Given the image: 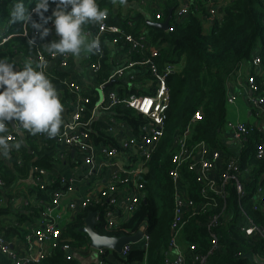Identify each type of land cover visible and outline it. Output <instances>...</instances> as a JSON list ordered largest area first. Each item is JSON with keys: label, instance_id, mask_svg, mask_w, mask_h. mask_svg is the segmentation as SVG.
I'll list each match as a JSON object with an SVG mask.
<instances>
[{"label": "trees", "instance_id": "obj_1", "mask_svg": "<svg viewBox=\"0 0 264 264\" xmlns=\"http://www.w3.org/2000/svg\"><path fill=\"white\" fill-rule=\"evenodd\" d=\"M131 1L133 0H123L128 3ZM14 2L15 0H0V23L8 24L6 33L0 36V58L15 63L14 67H17L26 56L34 55L36 48L30 46L23 36L25 29L31 33L29 26L10 21ZM192 2V10L183 19L178 20L174 17V11L179 0H158L162 12L160 19L155 17L156 9L153 8L152 11L150 10L152 13L150 19L140 13L135 25L130 27L127 19L113 13L112 1L97 0L99 8H107L110 23L119 25L125 35L138 36L144 31L150 47L160 48V56L156 59L159 69L168 63L175 65L174 72L166 78L169 105L163 135L156 143L150 160L144 162L145 171L142 174L144 199L135 212L120 220L115 227L106 229L103 222H98L95 227L102 235L120 237L135 234L145 226L149 236L147 250L140 244L135 245L125 258L112 252L113 257L121 264H166L165 252L169 250L170 226L175 207V188L169 176V170L173 166L172 154L175 150L173 143L175 137L187 127L190 128V143L206 142L210 148L222 153L224 161L232 155L239 157L241 178L247 191L246 196L239 200L234 187L230 184L227 186L228 195L225 203L217 199V206H210L205 212L194 215L186 212V224L181 229L179 245L187 264H193L194 254H206L210 250L211 242L206 223L210 214L215 210H221L223 206L225 207L222 224L216 229L219 248L208 257L206 264L264 263V238L258 232L248 235L242 230V227L247 226L248 219H252L259 227L264 228V207L259 201L261 198L256 194L258 186H264V157L257 158L254 151L255 141L260 139L261 131L247 124L248 128L252 129L251 133L247 142L238 145L237 150L227 141L228 80L231 75L235 76L240 72L242 63L252 65L256 56L261 57V66L264 65V0H192ZM24 4L31 12L35 0H24ZM210 4L218 6L222 18L213 21L209 24V28H206L205 16L208 15ZM53 7L54 4L50 3L46 15L51 14ZM171 9H173V18L168 30L152 25L153 22L164 21ZM32 15L33 19H38L34 13ZM8 35L12 36L3 42V37ZM115 37L118 35L107 33L102 41L103 53L100 58L102 68L96 77L97 82L104 81L116 67L112 52L114 46L112 41ZM258 39L260 44L257 48ZM118 44L123 46V40H119ZM124 50L126 48L122 51ZM148 54V50H139L130 54L128 58L141 60ZM143 74L144 79L151 78L148 72L144 71ZM45 75L51 80L56 91H63L66 95L67 89L62 83L63 76L51 72ZM250 75H255L261 86L260 91L264 93V86L261 84L264 76L256 75L254 68L251 69ZM124 83L125 79L110 85L121 84L119 87L121 97L141 94L137 88L126 90L122 86ZM90 100L89 106L92 107L98 100L94 92ZM64 101L68 102L67 96ZM200 108L201 119L191 122L194 112ZM109 114L118 121L126 122L135 134L145 122L144 117L134 109L122 105L112 108ZM91 127L93 139L97 143L104 141L111 146L118 145L106 132L109 127L107 122L95 120L91 122ZM14 134L17 136L16 143H19L20 147L18 149L14 147L6 156L0 155V179L6 189L5 191L0 189V199H6L0 203V234H3L7 240L23 239L27 232L26 222H34L38 219L43 207L40 202H48L51 198L47 192H42L37 185L31 183L27 187L26 194L15 192L14 201L11 190L30 177L53 174L57 160L55 152L58 148L55 139H50L43 133L30 135L24 130L25 145L19 135L15 132ZM183 175L189 198L194 204L206 202L207 200L200 196L202 186L193 180L192 173L183 169ZM22 199L32 203L25 207L21 202V205H18ZM93 211L101 212L103 207L92 205L74 213L73 220L62 228V243H69L78 249L90 247L88 235L80 229L85 225L89 213ZM5 217H13V221L6 222ZM191 246L195 248L192 249ZM107 252L111 251H105L102 264H115L106 257ZM0 264H10V261L0 254ZM29 264H77V260H67L60 249H55L42 261Z\"/></svg>", "mask_w": 264, "mask_h": 264}, {"label": "built area", "instance_id": "obj_2", "mask_svg": "<svg viewBox=\"0 0 264 264\" xmlns=\"http://www.w3.org/2000/svg\"><path fill=\"white\" fill-rule=\"evenodd\" d=\"M158 7L155 8V17L160 19L162 12ZM192 8V0H179L174 17L181 20ZM102 10L106 13L102 22L82 25V31L88 40L98 38L100 42L99 50L92 53L87 52L85 57L91 85L84 88L70 73V54L65 56L50 55L46 51L44 43L50 41L46 38L44 40L37 38L36 44L32 45L36 48V53L26 56L19 66L22 68L26 61H30L34 68L37 64L42 65L40 70L44 73L51 72L63 76L62 83L67 89L65 96L68 97V111L61 114L62 125L54 138L58 144L55 153L56 162H69L72 168L67 175L53 173L45 174L44 177H33L35 185L42 192H47L51 198L48 202H40L43 204L40 215L34 222L29 221L31 224L26 225L27 232L23 239L7 240L3 234H0V254L5 256L10 264L38 263L55 249H60L67 260H73L76 252L81 249L75 248L69 243H62V228L67 222L73 220L77 210L92 205L102 206L103 211L97 212L96 221L97 223L103 222L106 229H111L120 220L135 212L144 199V184L142 182V174L145 171L144 162L150 160L156 143L163 135L169 105V88L166 78L174 72L175 65L168 63L159 69L156 59L160 56V48L150 47L144 31L138 36L125 35L119 25L110 23L108 11ZM221 18L218 6L210 4L208 15L205 16L207 24L219 21ZM127 23L130 27L135 25L130 21ZM48 26L51 28L50 23ZM107 33L118 35L113 39L112 44L121 50L126 48L123 51L124 60L118 63V66L110 72L104 81L97 82L96 77L102 68L100 60L103 53L102 41ZM33 35L32 30L31 33L26 29L23 32L27 41ZM11 36L3 37L2 41H7ZM119 40H123V46H119ZM139 50H148V56L141 60L128 58L130 54ZM261 64V57H254L252 65L258 67ZM144 71L150 74V79H144ZM124 79L125 83L122 86L126 90L131 91L133 88H137L141 94L121 97L119 88L121 84L119 86L110 84L118 83ZM246 82L251 93L249 103L257 111V115L264 117V96L262 95L264 93L260 91V84L255 75L248 76ZM261 84L264 86V80ZM93 92L98 100L90 107V96ZM235 99L236 96H228L227 103L233 104ZM117 105L132 108L144 117L145 122L140 125L138 133L135 134L126 122L118 121L109 114L110 110ZM201 116L200 108L194 112L191 122L201 119ZM95 120H102L109 124L106 132L109 137L115 139L117 146L105 144L104 141L97 143L93 139L91 122ZM15 126L16 129L19 128V125L15 124ZM6 129V139L10 145L15 144L17 142L15 131L10 128L8 123ZM251 130L243 122H228L227 138L241 146L247 142ZM189 138L190 128L187 127L175 137L173 143L175 150L172 154L173 166L169 170V176L175 188V207L170 226L169 250L165 252L166 264H187L184 252L179 245L180 232L186 224V212H191L193 215L205 212L210 206H217V199L225 203L228 195L227 186L230 184L234 187L239 200L247 194L241 178L242 172H240L238 156L232 155L227 161H224L219 150L210 148L204 141L190 143ZM256 143V157L263 158L264 131H261V137ZM13 149L14 147L9 151ZM183 169L192 173L193 180L202 186L200 196L206 199V202L198 205L189 198L187 187L183 182ZM95 181H97L96 184L89 189L90 194L86 193L80 198L69 197L77 192L81 185L90 187L91 183ZM0 189L6 190L1 179ZM13 191L12 201L16 198ZM256 194L261 198L259 201L264 207V186H258ZM5 200V198L0 199V203ZM20 202L24 207L32 203L27 199L20 200L19 205H21ZM224 207L210 214L206 223L211 242L210 250L206 254H194L193 264H206L208 257L219 248L216 229L222 224ZM242 230L248 235L258 232L264 238V228L259 227L252 219H248L247 226L242 227ZM139 244L147 250L149 236L146 231ZM135 245L138 243L124 245L119 255L122 258L127 257ZM191 248L195 247L191 246ZM98 252L103 256L105 250L100 249ZM102 262L103 260L100 258L98 264H102Z\"/></svg>", "mask_w": 264, "mask_h": 264}, {"label": "clouds", "instance_id": "obj_3", "mask_svg": "<svg viewBox=\"0 0 264 264\" xmlns=\"http://www.w3.org/2000/svg\"><path fill=\"white\" fill-rule=\"evenodd\" d=\"M113 4L117 0H112ZM54 4L50 15H46L49 6ZM123 3V0H120ZM35 14L38 19H33ZM105 11L99 8L97 0H35L31 12L24 0H15L10 12L12 23L21 22L32 30L34 35L28 38V44H36L37 38L44 40L54 30L56 39L44 43L50 55H71L79 57L82 51H98V38L87 39L82 25L99 24L105 18ZM51 24V28L48 26ZM4 35V34H3ZM16 64L0 58V155H7L10 148H19L20 144L10 145L6 139V124L18 123L19 127L30 135L46 134L55 138L62 125L63 105L51 80L32 62L16 69Z\"/></svg>", "mask_w": 264, "mask_h": 264}, {"label": "crops", "instance_id": "obj_4", "mask_svg": "<svg viewBox=\"0 0 264 264\" xmlns=\"http://www.w3.org/2000/svg\"><path fill=\"white\" fill-rule=\"evenodd\" d=\"M109 1H112V0H109ZM148 2H152L153 5L156 4L155 5L156 9L159 6L157 5L158 3L156 0H133L130 3L128 2L120 3V1L117 0L115 4H113L112 2V11L114 14H120V17H122L123 19H127L128 21L133 22L135 24V22L138 19V14L140 13H142L148 19L152 17L151 16L152 13L150 12V9L147 8V6H149ZM104 9L108 11L107 8H104ZM45 38L52 40V39H56L57 37L55 36L54 30H53V31H50L48 37H45ZM112 52H113L114 64L115 66H118V63L124 60V53L117 46H112ZM86 55H87V51H82L79 57L71 56V62H70V70H71L70 73L77 79V81L84 88L92 84L91 79L88 75V69L86 68V65H85ZM17 59L19 60V57ZM240 68H241L240 72L237 73V75L235 76L231 75L228 80V83H229L228 85L229 95L228 96L235 94L236 99L233 104H230L231 109L229 111L227 110V123L234 122V121H240L245 124H248L249 126L257 127L259 131L263 132L264 131V117L257 115V111L254 110L252 105L249 103V96L251 95V93L249 92L247 88L246 79L249 76V73L252 68H254L256 75L264 76V65L254 67L250 63H242ZM57 95H58V98L60 99L61 104L63 105V111L61 114H65L66 111H68L67 102L65 103L64 101L65 92L57 91ZM8 124L10 128L12 129L10 122H8ZM14 124L18 125V123H14ZM19 130H22L24 132V129L22 128H20ZM227 141L229 142L230 145L233 146L234 149L236 150L238 149V145L236 143H233L229 138H227ZM256 142L257 141H255V143ZM233 152H236V151H233ZM71 168L72 166H71V163L69 162L67 163L56 162L53 173L67 175L70 173ZM96 182L97 181H95L94 183H91L90 187L86 185L85 186L81 185L79 190L71 194L69 197L80 198L86 193L90 194L91 191L89 189H91L96 184ZM30 183L32 185L35 184L33 177H30L24 182L18 183L16 186L17 188L15 187L16 188L15 190L13 188L11 192L14 190L13 192H17L21 195L26 194L27 187H29L28 185ZM4 221L12 222L13 220L10 219L9 217H5ZM29 224L31 223L27 221L26 225L28 226ZM144 233L145 231L143 232V236H144ZM139 242L137 243L139 244ZM84 249H89V247L83 248L80 251L76 252L75 254L74 259L77 260V264H98L100 258H102L98 250L93 248L90 250H85L83 252ZM106 257L112 260L115 264H121L117 262L115 258H112L109 252H107Z\"/></svg>", "mask_w": 264, "mask_h": 264}, {"label": "water", "instance_id": "obj_5", "mask_svg": "<svg viewBox=\"0 0 264 264\" xmlns=\"http://www.w3.org/2000/svg\"><path fill=\"white\" fill-rule=\"evenodd\" d=\"M173 18V9L169 10V13L164 21L162 22H153L152 25L163 29L168 30L170 28V21ZM18 69L19 67H15ZM12 129L19 135L23 144L25 145V134L22 130L16 129L14 122L9 121ZM29 153H31V149L28 147ZM97 211L90 212L85 220V225L80 229L81 232L88 235L90 239V246L96 250H109L111 252H115L120 254L122 252V248L124 245L132 243L135 244L139 242L143 237V232L145 231V226H142L135 234L125 235L120 237L102 235L98 233L95 229L97 225L96 221ZM263 264V263H260Z\"/></svg>", "mask_w": 264, "mask_h": 264}, {"label": "rangeland", "instance_id": "obj_6", "mask_svg": "<svg viewBox=\"0 0 264 264\" xmlns=\"http://www.w3.org/2000/svg\"><path fill=\"white\" fill-rule=\"evenodd\" d=\"M148 4H149V6H147L148 9L151 10V9H153V8H156V6H155L156 4L153 5L152 2H148ZM148 4H147V5H148ZM211 5L214 6V4H211ZM209 8H210V7H209ZM206 24H207V23H206ZM206 28H209V24L206 25ZM7 29H8V24H1V23H0V36H2L4 33H6ZM259 44H260V40L258 39V41H257V45H256L257 48L259 47ZM231 96H235V94H234V95H231ZM230 106H231L230 104H227V110H228V111L231 109ZM234 122H240V121H234ZM18 205H19V204H18ZM9 218L13 220V217H9ZM90 249H93V248H92V247H89V249H84L83 252H84L85 250H90ZM109 254L111 255L112 258H114V257H113L114 254H113L112 252H109Z\"/></svg>", "mask_w": 264, "mask_h": 264}, {"label": "bare ground", "instance_id": "obj_7", "mask_svg": "<svg viewBox=\"0 0 264 264\" xmlns=\"http://www.w3.org/2000/svg\"><path fill=\"white\" fill-rule=\"evenodd\" d=\"M260 137H261V136H260ZM256 144H257V143H255V145H254V151L256 150Z\"/></svg>", "mask_w": 264, "mask_h": 264}]
</instances>
